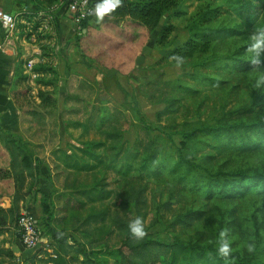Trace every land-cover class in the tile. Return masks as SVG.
<instances>
[{
	"label": "trees",
	"instance_id": "16d2710c",
	"mask_svg": "<svg viewBox=\"0 0 264 264\" xmlns=\"http://www.w3.org/2000/svg\"><path fill=\"white\" fill-rule=\"evenodd\" d=\"M41 1L48 7L57 0ZM188 1L195 2L196 6L186 18L187 37L160 56L156 62L176 63L171 59L176 55L181 56L184 61L196 53L209 50L215 40L239 35L246 29L254 32L264 30V0ZM99 2L100 0L91 1L93 9ZM186 13L187 9L183 5V0H122V6L113 13V20L106 17L101 24L85 22L86 31L75 35L73 44L79 54L86 56L87 59L99 62L107 70L127 74L134 67L136 56L142 51L150 32L160 20L164 18L156 43L167 46L175 30L172 18L186 15ZM251 60L252 58L227 55L219 59L218 64L214 61L210 63L216 69L237 73L257 67L252 65ZM260 60L264 61V58ZM203 65H206V62ZM18 67V75L14 79L10 93L20 109V123L24 131H28L33 124L44 126L49 131L48 141H50L51 138L58 136L60 118L66 114L75 117L88 107L90 110L84 114L85 119L72 120L73 125L81 128L95 127L104 138L103 141L89 142L91 146L106 147L108 141L107 147L110 154L108 165L120 159V173L134 172L131 179H126L119 188L113 185V180L107 175L95 177L87 186H77L74 183L63 184L62 187H67V191L54 190V194L48 201H41L44 212L49 210L53 212L52 219L63 221L69 210L88 207L89 211L82 222L106 224L102 242L107 244L115 233L119 234V241L115 246L119 264H264V259L236 253H231L227 260L223 259L219 256V248L209 244L179 240L166 241L150 235L145 225L149 207L145 180L161 176L166 168L165 162L160 157L161 147H157L149 133L145 131L134 149L123 148V146L118 148L117 143L122 138L121 131L127 122L125 115L123 117L121 109L114 103L108 106L107 101L106 104L98 102L96 85L77 70L68 71L64 96L66 107L59 110L53 91V87L58 82L59 71L46 64L38 63L36 69L49 70L51 76L36 79L37 83L44 86L37 88L36 97L39 101L37 106L30 105L28 92L32 88L21 71V61ZM189 75L201 83L213 86H221L225 81L221 77L210 74L191 72ZM153 83L156 85V90L160 92L162 101L169 91L177 90L180 95L172 96L170 98L172 102L180 101L186 94L197 91L191 85L174 80L153 81ZM146 97L153 101L152 96L150 98L147 94ZM164 103V107L156 112L158 118L173 110L169 108V102L164 101ZM261 103H264V91L252 93L249 103L242 106L240 113H251ZM120 118L123 121H118ZM25 122L28 123L27 126ZM197 135H205L208 138L206 141L208 161L225 151L242 153L261 150L264 149V117L249 120H216L214 124L193 127L191 130L182 132L180 146H187L188 141ZM91 146H74L71 154L64 152L62 156L64 165L56 171L54 178H57L59 172L65 169L76 172L93 170L99 162L103 161L104 156H99ZM88 159H93L94 162H89ZM38 173L34 151L19 138L13 135L3 136L0 133V234L12 226L15 227L19 238L16 218L26 194L25 186L27 181L35 179ZM194 187L198 190L201 188L198 184ZM254 189L258 193H264L263 172L240 173L234 178H217L215 182L206 183L203 191L208 198L214 195L233 198L242 197ZM4 199L8 201V204H1ZM203 215V210L193 209L180 214L178 219L179 223L189 225ZM137 217L143 218L147 232V236L142 240L134 239L129 229L130 222ZM42 233L48 236L56 256L49 255L47 251L38 256L37 254L42 250L38 248L24 258L25 264H40V260L53 262L59 258L61 252L66 255L67 264H96L94 258L88 254L86 244H79L57 230H54L52 234L44 231ZM53 239L58 242L60 249L53 247ZM0 253L15 257L11 249L3 246L0 247Z\"/></svg>",
	"mask_w": 264,
	"mask_h": 264
},
{
	"label": "rangeland",
	"instance_id": "374dc122",
	"mask_svg": "<svg viewBox=\"0 0 264 264\" xmlns=\"http://www.w3.org/2000/svg\"><path fill=\"white\" fill-rule=\"evenodd\" d=\"M29 1L33 3L34 9L46 8L47 6L41 0ZM183 5L186 6L187 13L172 18L175 30L172 33L170 44L160 46L156 43V37L164 23V18L160 20L155 31L150 32L146 45L136 56L135 65L130 70L134 72L136 81H132L128 73L121 74L107 70L99 62L80 55L77 49L75 50L73 47L71 55L66 56L60 62L58 82L53 87L58 108L61 110L66 107L64 96L68 71L77 70L92 81L96 87L102 83V86L105 87L104 93L108 92L113 100L120 102V105L117 106L121 109L120 112L123 117L125 115L127 122L121 131L122 138L117 143L118 148L123 146V148L134 149L141 134L145 131L149 133L153 143L157 147H161L160 157L165 162L166 168L161 176L150 177L145 180L149 203L145 225L150 235L166 241L197 242L219 248L221 243L220 232L227 229L225 239L231 246L232 254L264 259V193H258L254 189L242 197L227 198L214 195L208 198L203 191L206 183L215 182L217 178H234L240 173H264V149L242 153L225 151L208 161L206 157L208 153V148H206L207 136H194L185 147L179 144L182 132L191 130L196 126L214 124L216 120H249L264 117V103L255 107L251 113H240L242 106L249 103L252 93L264 91V84L259 89L255 87L260 73H264V64L235 73L216 69L210 63L214 61L218 64L219 59L227 55L253 58V54L247 52V49L253 43L251 37L254 31L246 29L239 35H233L224 40H215L209 50L186 58L179 68L175 62H156L160 56L183 41L188 35V30L185 27L186 18L194 10L196 3L183 0ZM90 23H96L95 15L91 18ZM259 58H264V51L260 52ZM205 62L206 65H203ZM191 72L214 75L223 78L225 81L221 86L201 83L196 78L190 77ZM164 80L179 81L195 87L197 91L186 94L182 100L174 102L170 101V98L180 96L178 91L167 92L163 100L169 102V108H173L174 111L166 112L158 118L156 112L163 108L165 103L162 101L161 94L156 90L153 81L162 82ZM114 81L117 85L115 87ZM111 86L113 87L111 88ZM100 92L103 93L101 90ZM28 94L30 105L37 106L39 101L36 92L29 89ZM145 94H148L150 98L152 96L153 101L148 100ZM141 95L144 100L142 105L139 104L138 99ZM97 99L100 103L106 104L107 101L108 106L114 102L111 99H102L99 95ZM89 110L90 108L86 107L75 117L66 114L60 118L59 121L62 122V125L58 126V130L60 128L61 136L65 140L71 138L74 141H82L100 136L104 138L103 134L100 133L99 136L94 128L87 132L81 127L76 129L69 127L73 126L72 120L77 118L84 120V114ZM106 111L109 113L108 109ZM118 121L121 122L123 119L120 118ZM70 123L72 124L70 125ZM27 124L25 122V126ZM28 129L29 136L34 140H41L49 135L48 129L44 126L33 124ZM61 136L58 132V136L51 138L49 142L54 143ZM84 145L89 147L92 144ZM107 145L106 147L98 145L95 148L91 146L99 156H104L103 161L99 162L93 170L76 172L65 169L59 172L57 178H54L56 171L63 166L59 165L60 167L56 168L52 164L49 168L52 171L50 177L53 184L49 185L42 179L41 188H47L46 191L41 189L39 193L37 181L34 179L28 180L25 189L29 195L33 194L35 198H40L39 203L36 202L40 207V213L32 212L38 216L42 231L52 234L54 230H57L60 234L71 236L79 244H86L88 246L87 252L94 258L96 264H119L118 256L115 253L119 234L115 233L107 244L102 242V236L107 225L82 222L89 211L88 207L80 210H69L63 221H55L52 219L53 212L50 210L44 212L41 204V201L50 199L54 190L63 189L67 191L68 188L62 187L63 184L74 183L77 186H87L93 182L95 177L107 175L109 179L113 180V185L119 188L126 179H131L134 172H127L126 174L119 172L120 159L110 166L108 165L110 154ZM88 161L94 162L93 159H88ZM36 178H38V174ZM196 184L201 187L199 190L194 187ZM96 206L99 207L100 205ZM25 209L28 208L25 207ZM193 209L203 210L204 215L189 225L179 223L178 216ZM5 236L10 240L17 237L15 227L10 226ZM248 245H253L255 250L249 252ZM6 260H8L6 264H25L24 257L16 255L15 257L7 256Z\"/></svg>",
	"mask_w": 264,
	"mask_h": 264
},
{
	"label": "built area",
	"instance_id": "2783aa9c",
	"mask_svg": "<svg viewBox=\"0 0 264 264\" xmlns=\"http://www.w3.org/2000/svg\"><path fill=\"white\" fill-rule=\"evenodd\" d=\"M92 0H57L46 8H37L32 11L12 12L0 8V25L3 29L0 39V53H10L17 48L18 41L30 45L28 51H18V64L21 61V71L31 85L32 92L44 85L36 82L37 78L49 77V70L36 69L38 63L46 64L58 69L63 59V46L58 47V24L64 18L72 27L74 36L86 31L85 22L94 16ZM24 48V47H23ZM17 232L21 243L26 247L42 248L56 256L53 252L48 236L42 233L38 218L28 209L21 208L16 218Z\"/></svg>",
	"mask_w": 264,
	"mask_h": 264
},
{
	"label": "crops",
	"instance_id": "0c3cea01",
	"mask_svg": "<svg viewBox=\"0 0 264 264\" xmlns=\"http://www.w3.org/2000/svg\"><path fill=\"white\" fill-rule=\"evenodd\" d=\"M0 8H3L8 11H12V12H21V11L27 12V11L35 10L33 8V3L29 0H0ZM157 26L158 25H156V27ZM155 28L152 31H155ZM2 33H3V29L0 25V39L2 38ZM58 33H59L58 47H60V44H62L63 46L62 50L65 53V55H63V59L61 60L63 61L66 56L71 55L73 47H74V44H73L74 32L72 30V27L68 24L67 20L64 18H62L59 21ZM23 49L24 51H28L30 49V45L27 44V42L18 41L16 50H13L10 53H0V133L3 136L13 135L19 138L21 141L25 142L31 150L34 151V155L36 157V164L39 169L38 178L35 177L34 180L37 181V189H38V192L40 193L41 189L43 191L47 190V188H44V189L41 188L42 179L48 182L49 185H51L53 181L50 177V175H52V171L49 167L52 166V164L54 166H57L58 164L57 167H60L59 165H62V166L64 165L63 160H62V156L64 152L71 154V151L74 148V146H83L85 143L94 142V141L95 142L103 141V137L100 136V133L95 127L90 126L88 128H81V129L89 132L92 128H94L100 137L95 138V139H92V138L85 139L82 141H74L71 138L68 140H65V138L61 136V132L59 128L58 132L61 137L56 142L52 143L48 141V137H45L41 140H34L32 137L29 136L27 131H24L22 129V126L20 123V109L15 104L11 96L10 89L19 71L17 53L18 51H22L23 54H25ZM74 49L76 50L75 47ZM58 69L60 72V66H58ZM133 73H134L133 71H130V73L128 74H130L132 81H136L137 78L134 77ZM114 82H115L114 84V87H115L117 85H116V81ZM28 85L30 84L28 83ZM112 87L113 86H111V88ZM97 88H98L97 96L99 95L100 97H102V99L113 100V98H111L108 92L104 93L105 87L102 86V83L98 84ZM100 90L103 91V93H101ZM122 90L124 91V89ZM138 99H139V104L142 105L144 101L142 95L138 97ZM113 101L115 105H120V102H116V100H113ZM59 125L60 126L62 125L61 121H59ZM63 125L65 126L64 123ZM73 126L72 127L69 126V127L73 129L78 128L76 126L74 127ZM50 188L53 189L52 186H50ZM39 201H40L39 197L35 198L33 194L29 195L28 193H26L24 197V201L22 202L21 208L26 207L31 212L34 211V212L40 213L41 211L40 207L36 204V202L39 203ZM1 203L3 205H6L8 204V201L4 199L1 201ZM35 216L38 218L36 214ZM6 234H7V231L0 234L1 235L0 236V247L3 246L4 248H9L12 250L14 256L16 255V256H20L24 258L28 257L34 252V248L24 246L21 243L20 239H18L17 237L10 240L9 238H6L5 236ZM68 238L74 240L71 236H68ZM52 242H53L54 248L60 249V246L55 239H53ZM6 258H7L6 255H3L0 253V261H2V264H6L8 262V260L5 261ZM39 262L40 264H67L66 255H64L62 252L59 258H57L53 262L51 261L46 262L45 260H40Z\"/></svg>",
	"mask_w": 264,
	"mask_h": 264
},
{
	"label": "clouds",
	"instance_id": "9594fccd",
	"mask_svg": "<svg viewBox=\"0 0 264 264\" xmlns=\"http://www.w3.org/2000/svg\"><path fill=\"white\" fill-rule=\"evenodd\" d=\"M122 6V0H100L99 3L95 5L93 14L96 17V23L101 24L105 21L107 17L109 20H113V13L116 12L118 8ZM253 43L248 47L247 52L253 54L251 63L253 66H260L264 64L259 58L260 52L264 51V30H258L254 32L251 37ZM172 60L176 61V66L179 68L183 64V58L179 55L171 57ZM264 84V73H260L255 87L257 89L261 88ZM129 229L131 231L132 237L136 240H142L147 236V232L144 226V220L142 217H137L135 220L131 221L129 224ZM227 229L220 232V247L218 249L219 256L223 259H228L231 256L232 249L225 237H227ZM254 246L248 245V251L253 252Z\"/></svg>",
	"mask_w": 264,
	"mask_h": 264
}]
</instances>
